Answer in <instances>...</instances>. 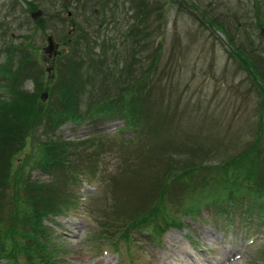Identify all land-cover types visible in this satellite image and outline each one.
<instances>
[{
  "label": "rangeland",
  "instance_id": "1",
  "mask_svg": "<svg viewBox=\"0 0 264 264\" xmlns=\"http://www.w3.org/2000/svg\"><path fill=\"white\" fill-rule=\"evenodd\" d=\"M30 1L42 11L36 18L31 17L34 9L27 4V0H0V63L6 60L8 54L13 57L16 52L29 53L37 62L34 71L39 74L38 82L48 86V90H42L47 92L46 98L41 100L39 94V102L47 108L52 105L54 113L68 107L64 104L68 96L62 85L72 71L66 66V60L77 58L79 62H85L86 66L82 64V69L74 71L78 80L81 75L84 78L89 75L96 77L95 81L85 86L87 90L72 94L81 101L78 120L73 122L68 119L52 127L49 136L78 139L98 127L109 136L117 129V141L121 138H137L138 141L141 129H132L121 117L88 119L84 113L96 98L86 91H95L99 84L100 92L105 89L118 91L125 87L136 76L135 69L139 67L131 56L147 66L151 60L149 56L159 48V58L149 77L152 85L156 83L155 91L153 94L150 91L147 110L137 115L141 128H150L147 137L150 138L154 130H157L156 136L167 135L170 130H175L178 135L174 134L179 138L192 134L198 150L210 148L211 151L207 161L200 155V158L198 155L188 158L191 163L185 162L191 166L194 162L215 163L216 159L226 157L225 154H232L231 148L237 145L240 150L260 134L256 148L264 162V104L262 94L256 89H260L256 84H264V0H149L150 4L157 2L162 5V15L159 9L147 14L148 19L155 22L156 33L147 37L149 42L143 51L138 49L137 42L130 36L129 28L139 23L137 13L141 10L148 12L151 5L140 10L138 0H104L102 5L105 7L101 9L98 0ZM94 8L97 15L92 11ZM216 18L222 30L210 23ZM73 22L80 27H74ZM46 34L53 35L60 51L48 63L43 61ZM9 46L12 52H8ZM118 51L123 54L120 53L122 59L116 69L123 68L121 75L126 73L128 77H116L113 83L108 82L101 76L105 71L110 72L107 69L112 67ZM105 60L107 62L102 65ZM249 63L253 69L256 67L254 76ZM47 66L52 67L50 72L46 70ZM86 67H91L88 73H85ZM5 80L4 77L0 80L4 88ZM20 81H23V88L33 90L31 76H25ZM65 86L71 97L68 83ZM4 88H0V95H7ZM97 121L100 122L95 123ZM38 129L43 132L46 125L42 124ZM256 129H259L258 133ZM39 130L34 139L27 136L23 147L13 155L12 162L27 164L17 177L40 180L49 184L52 191L54 187L49 177L42 176L35 163L46 153L41 143L46 140L47 134H40ZM98 135H94V139L99 138ZM114 149H117L115 153L111 150L100 158L95 157L97 167L92 169L88 165L91 172H84V165L73 169L72 181L62 175L60 168L54 169L55 181H52L55 188L62 194L66 193L73 203L64 206L60 216L54 218L47 215L41 221L49 231L46 255L51 257V261L48 264H194L195 260L199 264L209 261L216 264H264V240L257 239L263 236L261 227L256 223L244 226L245 222L254 221L258 214L251 215V211L246 212L241 210L244 207L237 206L232 207L230 216L204 207L196 217H192L190 213L195 212V207L186 204L183 212L180 204L183 196L172 185L168 189L169 197H166L170 201L166 203V211L175 224L163 229L159 241L148 240L152 237L146 230L140 233L131 230L133 244L128 246L119 241L117 250L112 248L108 237H100L96 232L98 226L95 219L100 218L101 208L105 206L108 209L112 204L119 214L128 213L130 209L144 204L145 196L140 198V189L149 185L146 179V186L141 188L142 182L138 181L136 187L139 189L135 190L128 181L122 189L130 191L129 195L116 187V194L126 195L127 199L114 201L108 187L111 184L108 181L109 171L119 164L117 151H121L120 146ZM142 167L143 171L148 170L146 164ZM205 171L211 169L205 168ZM244 193L247 194L244 203L249 204L252 197L248 195L251 192ZM190 200L188 198L186 203ZM252 212L257 213L256 209ZM241 216L248 220L242 222ZM223 218L229 219L224 226ZM17 220L22 230L10 237V243L21 245L25 250L19 252L11 248L9 241H5V249L10 246L14 252L2 255L11 257L7 264H45L35 238L29 233L30 225L23 219ZM105 235L109 236V233ZM187 238L194 240V247L190 246ZM3 263L0 260V264Z\"/></svg>",
  "mask_w": 264,
  "mask_h": 264
},
{
  "label": "trees",
  "instance_id": "2",
  "mask_svg": "<svg viewBox=\"0 0 264 264\" xmlns=\"http://www.w3.org/2000/svg\"><path fill=\"white\" fill-rule=\"evenodd\" d=\"M148 2L150 1L138 0L140 10L141 8L144 10V6L148 5H151L152 8L148 12L145 10L138 12L136 20L139 23L136 24L137 26L129 28L130 36L134 42H137L138 49L142 51L148 45L147 37L156 33L155 22L149 20L147 14L159 9L162 15L160 3L150 4ZM27 4L31 9L35 6L30 0H27ZM100 6L104 8L103 5ZM156 18L158 19V17ZM210 23L223 29L217 18L211 20ZM10 51L9 46L8 52ZM120 53L117 52L112 67L107 69L110 72L105 71L101 76L104 80L113 83L116 81V77H128L126 73L121 75L123 68L116 69L118 62L122 59ZM131 58L136 60V66L139 65L135 69L136 76L118 91L105 89L100 92L98 90L101 88L100 84L95 91L93 89L86 91L87 93L90 91L96 101L90 102L84 115L92 121L95 118L107 120L112 117H121L125 119L127 126L134 130L141 129L142 134L138 141H136L137 138L132 140L121 138L117 141L116 135L109 136L102 132L89 133L86 137L72 140L64 139L62 136L48 135V132L51 133L52 127L65 123L68 119L73 122L78 120L79 113L81 114L79 110L81 101L75 96L72 97V94L78 93L82 89L87 90L85 86L96 80L95 75H89L87 78L81 75V79H77L74 71L82 69V64L85 65V62H79L77 58L66 60V66L69 71H72V75L68 78L69 81L64 79L62 85L64 93L68 96L64 104L68 107L61 111H55V113L52 111V105L47 108L45 104L39 102L40 92L48 90V86L38 82L39 74L34 71L37 62L29 53L16 52L13 57L8 54L6 60L0 63V80L2 77L6 79L5 88L1 85L0 88H4L7 92V95H0V256L13 253L11 248L19 252L25 250L21 245L14 246L10 243V237L16 236L22 230L18 224L17 219L19 218L30 225L29 233L39 246L40 257L43 259V263L48 264L51 257L46 255V242L50 238L47 227L41 224L42 218L49 213H58L64 205L71 203L70 197L66 193L62 194L58 188H55L54 169L60 168L62 175L72 181L74 180L71 175L73 169H79L81 165H84L86 167L84 172H91L92 170L88 171V165L91 168L97 167L98 160L95 157L100 158L111 150L115 153L117 149L114 148L117 146H120L121 149V151H117L120 162L110 168L108 180L111 183L108 187L112 191L114 201L122 200L121 202H123L127 199L126 195L116 194V187L129 195L130 191L122 189L123 186H127L128 181L130 186L135 187V190L139 189L136 187L138 181L142 182L141 188L146 186V179L149 185L145 189H140V198L145 196L142 206L134 207L128 213L119 214L111 204L108 209L104 207L100 211V218L103 216L104 218L97 220L98 229L96 232L100 237H108L109 245H112V248L116 250L119 241H123L128 246L134 243L131 230L140 231L143 229L151 237L157 238L163 227L171 223L175 224V220L169 219V214L166 211V203L170 202L166 200V197H169L168 189L171 185L181 192L180 196H183L180 203L182 210L186 204L197 208L206 205V203H218L226 200V197L234 200L232 202L239 203L241 198L239 195L243 192H251L254 198L264 200V169L262 157L259 156L260 152L256 148L260 134H255L253 142L243 145L240 150L237 145L231 148L232 154H225L226 157L220 160L216 159L215 163L194 162L191 166L185 162H190L188 158L200 155L206 160L211 151L210 148L198 150L192 134L187 138H179L176 136L178 134L175 130L169 129L167 135L164 133V135L156 136L157 130H154L150 138L147 137L150 128L143 126L142 129L137 115L143 113L145 109L147 110L150 91L152 90V94L153 90L155 91L156 83L154 82L152 85L149 77H151L152 67L156 65L159 58V48H156L149 56L151 60L147 66L146 63H141L140 59L137 60L134 55ZM243 61L246 63L245 59ZM102 62L103 65L107 60ZM141 66L144 68L142 69ZM250 67L252 72L256 69L255 66L253 69L251 64ZM88 70H91V67L88 69L86 67L85 73H88ZM252 75L254 76V72ZM25 76H31L34 83L33 90L23 88V81L20 79ZM65 83H68L70 87L71 97ZM256 85L260 88L255 86L258 93L262 94L261 101L264 104V84ZM90 94L87 95L91 97ZM98 122L100 121L95 123ZM42 124L46 125L43 132L38 129ZM38 130L40 134H47L46 140L41 143V148L46 149V153L43 154L42 159H37L35 163L43 173L51 175L50 183L52 182L54 187L51 189L52 191L49 189V184H43L40 180L17 177L21 169H25L23 166L27 164L22 162L17 165L12 162L13 155L23 147V143L28 139L27 136L34 139ZM256 132L258 133L259 129H256ZM96 134H99V138L94 139L93 136ZM142 164H146L148 170L143 171ZM205 168H210L211 171H205ZM201 170L204 171L200 173ZM188 198L191 200L186 203ZM40 215L42 217H38ZM107 232L109 236L105 235ZM5 241H9L11 248L9 246L8 249H5Z\"/></svg>",
  "mask_w": 264,
  "mask_h": 264
},
{
  "label": "water",
  "instance_id": "3",
  "mask_svg": "<svg viewBox=\"0 0 264 264\" xmlns=\"http://www.w3.org/2000/svg\"><path fill=\"white\" fill-rule=\"evenodd\" d=\"M41 13V11L40 10H37L36 12H33L32 13V16L33 17H36L37 15H39ZM47 42H48V44H47V46L45 47V49H44V51L46 52V53H51V52H54V53H56V51H55V47H56V45H55V42H54V40H53V37H52V35H47ZM46 96V92H43L42 93V95H41V97L43 98V97H45Z\"/></svg>",
  "mask_w": 264,
  "mask_h": 264
}]
</instances>
